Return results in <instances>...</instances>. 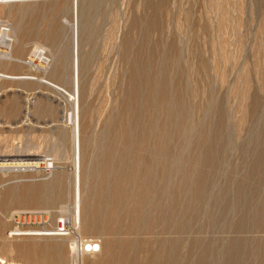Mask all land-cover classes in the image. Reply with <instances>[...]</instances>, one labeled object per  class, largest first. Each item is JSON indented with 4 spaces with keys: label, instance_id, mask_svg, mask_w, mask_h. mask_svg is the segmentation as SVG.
<instances>
[{
    "label": "rangeland",
    "instance_id": "374dc122",
    "mask_svg": "<svg viewBox=\"0 0 264 264\" xmlns=\"http://www.w3.org/2000/svg\"><path fill=\"white\" fill-rule=\"evenodd\" d=\"M73 1L0 2V34L8 28L10 35L9 48L0 45V73L32 76L0 75V157L25 165L38 159V167L0 166V257L14 264H37L34 258L45 257L57 264H110L115 242L126 237L114 231V207L115 216L119 211L128 224L125 216L142 183L162 178L160 171L147 174L149 164L130 167L129 153L140 151L136 144L142 138L147 143L163 137L174 147L186 140L184 158L177 150V158L161 159L173 170L165 188L179 195L183 187L185 195L166 196L156 208L149 200L147 207L156 216L155 230L172 237L183 233L178 263L187 264L192 246L208 245L218 252L217 260L232 251L240 264H264V0H78L77 16ZM77 27L79 230L70 213L76 139L68 115ZM37 46L44 48L42 56L33 52ZM184 169L183 181L177 173ZM26 212H45L46 221L14 219ZM61 222L69 226V235H16L17 230H54ZM87 238L98 240L100 251L74 257L73 239Z\"/></svg>",
    "mask_w": 264,
    "mask_h": 264
},
{
    "label": "bare ground",
    "instance_id": "6f19581e",
    "mask_svg": "<svg viewBox=\"0 0 264 264\" xmlns=\"http://www.w3.org/2000/svg\"><path fill=\"white\" fill-rule=\"evenodd\" d=\"M0 2L4 3L5 1L4 0H0ZM15 2V1H14ZM7 3V2H6ZM73 11H74V14H76L77 16V11H78V0H74L73 1ZM76 33H75V36H74V44H73V92L70 93L68 92L69 96L71 97L70 99L73 101V108L71 109L72 111L69 112V118L73 121V125H74V136H75V139H76V145H75V170H76V174H75V178H74V183H75V189H74V203L72 204V211L70 212L71 215H72V220H73V224L75 226V229L79 230L81 229V216H82V196H81V157H82V147H81V125H80V122H81V107H80V67H81V64H80V43H79V36H78V27L76 29ZM9 32H5V31H2V33L0 34V45L1 46H9L10 43L8 42L7 38H9ZM11 38V37H10ZM9 48V47H8ZM33 52H36V54L38 53L39 55L41 54H44L45 51H44V48L41 46H37L36 47V51L33 50ZM5 56V55H4ZM42 56V55H41ZM40 57V56H39ZM8 58V57H7ZM43 59H46V57H42ZM48 58V57H47ZM48 60V59H47ZM44 62V61H43ZM47 63V62H46ZM179 72V71H178ZM140 73V72H139ZM167 73V72H165ZM0 75H3V76H6V77H11V78H30L32 76L30 75H9V74H3V73H0ZM170 76V75H169ZM143 77V76H142ZM140 78V77H139ZM138 80V79H137ZM47 81V80H46ZM140 81V80H139ZM189 81V80H188ZM48 84H50L51 86L54 87V89H56L57 91H63V88L57 84H54V83H51L48 81ZM153 85V84H152ZM141 88V87H140ZM155 89V86L153 87ZM152 88V89H153ZM149 89V88H148ZM151 89V90H152ZM149 90V92L151 91ZM157 90V89H156ZM166 90V89H165ZM154 91V90H153ZM152 91V94H154ZM64 93V92H63ZM136 93V91L134 92ZM151 93V92H150ZM161 93V92H160ZM61 94V93H60ZM134 95V94H133ZM155 95V94H154ZM150 96V95H149ZM152 96V95H151ZM156 100V99H155ZM159 100V99H158ZM67 102V101H66ZM163 102V101H162ZM165 102V101H164ZM161 103V102H160ZM163 105V103H162ZM168 107V106H166ZM170 109V108H168ZM174 109V107H173ZM177 110V109H176ZM166 111V110H165ZM172 111V109H171ZM180 111V110H179ZM65 112V111H64ZM158 113V112H157ZM168 113V111H167ZM170 113V111H169ZM175 113V112H174ZM186 113V112H185ZM172 114V113H171ZM172 116V115H171ZM186 117V116H185ZM170 118V117H169ZM175 119V118H174ZM170 121V120H169ZM174 122V121H173ZM172 123V121H171ZM183 123V122H182ZM129 133V132H128ZM152 134V133H151ZM159 134V133H158ZM164 134V133H163ZM167 134V133H165ZM164 134V135H165ZM190 134V133H189ZM120 135V134H119ZM122 135V134H121ZM124 135V134H123ZM150 135V134H149ZM148 135V136H149ZM161 135V134H160ZM160 135H159V138H160ZM162 135V136H164ZM169 135V134H168ZM179 135V134H178ZM240 135V134H239ZM128 135L125 134V137L127 138ZM148 136L145 135V138L147 137L148 139ZM158 136V135H157ZM167 136V135H166ZM170 136V135H169ZM181 136V135H180ZM122 137V136H121ZM130 137V136H129ZM140 137V136H139ZM143 137V135L141 136ZM141 137L139 139H141ZM151 137V135H150ZM149 137V138H150ZM171 137V136H170ZM124 138V137H123ZM126 138H124L123 140H125ZM155 138V137H154ZM168 138V136H167ZM166 138V139H167ZM173 138V136H172ZM120 140L122 138H119ZM129 139V138H128ZM138 139V140H139ZM156 139V138H155ZM178 139V138H177ZM182 139V138H181ZM184 139V138H183ZM182 139V140H183ZM182 140H178L177 142L181 144H177V146L179 147H174L175 145L173 143H176V142H173L175 140H171L173 143L172 146H170L168 140H165V138L162 137V139H157V140H149L150 142H147L146 143V139L144 140V138H142L139 142H137V139H136V142L139 147L140 145V151L138 150V153L137 151H133V153H129L130 155V159L128 158V161H126L128 163V165L130 167H135V165L137 164H140V163H143V165L145 164H149V167H148V170H147V174L152 172V170H154L155 172V175L159 172L162 176V178H158V176L152 178V183L150 185L148 184H145L144 182L142 183V189L140 190V192H138L136 195H134V197H136V202L135 203V206L132 208L131 212L128 211L127 214H129L128 216H125L127 219H128V224H123V219L124 217L122 218L120 216L121 213H119L118 211V216H115L117 215V211H116V207H114V205L116 203H114L113 201V207L115 209L114 212L111 213V215L108 213H106L108 216L110 215V217H107V218H110L111 221H115V224L116 226H114V231L116 232V234H118V236L121 234H123L124 236H126L125 238L122 237V240H115V246H114V252L116 253L115 255V259L110 263V264H179L178 263V260H179V257H180V248H179V244L181 243V239H182V234H181V231L180 233H178V235L176 237H172V235L170 234H166V232H159L157 230H155L153 228V226L151 227V223H156V216L152 215L153 213H151L152 209L149 210L150 206L149 205V208L147 207V205L149 204L147 201L149 200H152V202H154V206L155 208L157 206H160V202H161V199L162 198H166V196H170V198H176L177 196L179 197V195H185L183 194V187L181 191H179V195L176 194V192L172 190H167V188H165V184H164V181L166 179H169V177L172 175L173 173V170H170V166L166 163H164V161H161V159L163 158H174V157H178L176 155H174V153L178 150L181 154V156L184 158L185 155L187 154V150L185 151V146L184 145V141ZM117 141V140H116ZM122 141V140H121ZM126 141V140H125ZM143 141V142H142ZM148 141V140H147ZM189 141V140H188ZM85 142V141H84ZM111 142V141H110ZM113 142V140H112ZM111 142V143H112ZM123 142V141H122ZM135 142V143H136ZM191 142V141H190ZM114 143V142H113ZM121 143V142H120ZM139 143V144H138ZM189 143V142H188ZM187 143V145H188ZM126 147V144L123 143ZM186 144V143H185ZM116 145V144H115ZM112 146V144H111ZM130 146V145H129ZM110 147V146H109ZM131 147V146H130ZM136 147V148H138ZM116 148V147H115ZM122 149V148H121ZM121 149H119V153L121 151ZM132 149V148H131ZM109 150V149H108ZM117 150V149H116ZM124 150V148H123ZM122 150V151H123ZM175 151V152H174ZM107 153H109V151H106ZM128 152V151H126ZM144 152V153H143ZM202 152V151H201ZM116 153V152H115ZM177 153V152H176ZM122 156L124 155L125 156V153H121ZM120 154V156H121ZM128 154V153H127ZM141 154V156H140ZM194 154V153H193ZM109 157H110V153L108 154ZM189 155V154H188ZM205 155V154H204ZM37 156V155H36ZM107 156V155H106ZM127 156V155H126ZM198 156V155H197ZM113 157V156H111ZM119 157V155L117 156ZM182 157H179V158H182ZM189 157V156H187ZM192 157V156H191ZM113 158H116V157H113ZM121 158V157H120ZM38 160L36 158H33L32 161H28L25 165V163H22L21 161H16L17 159H10V158H1L0 157V166H15V167H30V166H37L38 162L35 161V160ZM40 159V158H39ZM105 159V158H104ZM103 159V160H104ZM209 159V157L207 158ZM20 160V159H19ZM31 160V159H30ZM116 160H119L118 158H116ZM122 160V159H121ZM127 160V159H126ZM187 161V159H185ZM107 161V160H106ZM109 161V160H108ZM115 161V160H114ZM185 161V162H186ZM191 161V160H190ZM26 162V161H25ZM146 162V163H145ZM164 163V164H161V163ZM183 162V161H182ZM193 162V161H192ZM103 163V161H102ZM108 162H106L105 164H107ZM116 163H119V162H116ZM115 163V164H116ZM123 163V162H122ZM120 164L121 166L123 164ZM125 163V161H124ZM37 164V165H35ZM104 164V163H103ZM173 164V163H172ZM97 165V164H96ZM101 165V162L100 164ZM99 165H97L99 167ZM127 165V166H128ZM162 165V166H161ZM187 165V164H186ZM102 166V165H101ZM105 166V165H103ZM107 166V165H106ZM105 166V167H106ZM109 166V165H108ZM113 167V165H111ZM110 166V167H111ZM151 166V167H150ZM154 166V167H153ZM156 166V168H155ZM38 167V166H37ZM97 167V168H98ZM120 167V166H119ZM129 167V168H130ZM33 168V167H32ZM115 168V167H114ZM113 168V169H114ZM117 168V167H116ZM131 168V169H132ZM161 168V169H160ZM187 168V167H186ZM109 169V167H108ZM112 169V168H111ZM121 169V167H120ZM134 169V168H133ZM160 169V170H159ZM104 170V169H102ZM130 170V169H128ZM140 170H143L144 169H140ZM120 171V170H119ZM125 171V170H124ZM131 171V170H130ZM129 171V172H130ZM135 171V170H134ZM142 171V173H143ZM178 171V170H177ZM199 171V170H198ZM122 172H123V169H122ZM126 172V171H125ZM180 174L177 173V175H181L182 176V179L183 181L186 180L187 176H186V170H182L180 171ZM201 172V171H200ZM99 173V172H98ZM131 173V172H130ZM141 173V172H140ZM152 172V175L154 174ZM176 173V171L174 172ZM191 173V172H189ZM124 174V173H123ZM132 174V173H131ZM133 174L135 175V173L133 172ZM132 174V175H133ZM147 174H143V176L145 175V179H147ZM187 174H188V171H187ZM200 174V173H199ZM126 175H129L126 173ZM131 175V176H132ZM138 175V174H137ZM141 175V174H140ZM149 175V174H148ZM205 175V174H204ZM99 176V175H98ZM141 177L140 179L144 178V177ZM176 176V174H175ZM196 176V175H195ZM124 177V176H123ZM137 177V176H136ZM192 177V176H191ZM204 177V176H203ZM127 178V177H126ZM135 178V176H134ZM150 178V177H149ZM172 178V177H171ZM196 178V177H195ZM108 179V178H107ZM131 179V178H130ZM136 179H139V178H136ZM160 179V180H159ZM111 180V179H110ZM109 180V181H110ZM118 180V179H117ZM108 181V182H109ZM139 181L140 183V180H137ZM148 181V180H146ZM151 181V180H150ZM200 181V179H199ZM198 181V182H199ZM134 182V180H133ZM168 182V181H167ZM113 183V182H111ZM201 183V181H200ZM133 185V183H130ZM141 184V183H140ZM171 184V183H170ZM198 184V183H197ZM43 185V184H42ZM110 185V184H109ZM123 185V184H122ZM162 185V186H161ZM180 185V184H179ZM188 185V184H187ZM192 185V184H191ZM190 185V186H191ZM135 186V185H134ZM133 186V187H134ZM139 186V185H137ZM139 186V188L141 187ZM164 186V187H163ZM197 186V185H196ZM200 186V185H199ZM202 186V184H201ZM96 187V186H95ZM130 187V186H128ZM136 187V186H135ZM187 188V187H186ZM185 188V189H186ZM189 188V187H188ZM187 188V189H188ZM192 188V187H191ZM195 189V188H194ZM193 189V190H194ZM191 190V189H189ZM191 190V192L193 191ZM199 190V189H198ZM188 191V190H187ZM197 191V190H196ZM195 191V192H196ZM125 192V191H124ZM124 192H123V195H124ZM127 192V190H126ZM125 192V193H126ZM129 192V191H128ZM132 193V192H131ZM130 193V194H131ZM134 194V193H132ZM121 195V194H120ZM121 195L122 199L124 198V196ZM193 195V194H192ZM197 195V193H196ZM199 195V194H198ZM127 196H129L127 194ZM114 197V195H113ZM131 197V196H130ZM185 197V196H184ZM116 198V196H115ZM128 198V197H127ZM174 198V199H175ZM113 199V198H112ZM111 199V200H112ZM120 199V200H122ZM125 199V198H124ZM123 199V200H124ZM132 200H134L133 198H130ZM178 199V198H176ZM169 200V199H168ZM127 201V200H125ZM178 201V200H177ZM118 202V201H117ZM123 202V201H122ZM121 202V203H122ZM150 202V201H149ZM88 202H85V204L87 205ZM123 204V203H122ZM151 204V203H150ZM178 204V203H177ZM90 205V203L88 204ZM112 205V203H111ZM133 205V204H132ZM168 205V204H167ZM172 205V204H171ZM182 205V204H181ZM105 206V205H104ZM119 206V204L117 205ZM122 206V205H120ZM153 206V207H154ZM176 206V205H175ZM174 206V207H175ZM93 207V206H91ZM146 207L148 208V210L146 209ZM171 207V206H170ZM185 207V206H183ZM182 207V208H183ZM64 208V212H65V207ZM124 208V205L123 207ZM127 208V207H126ZM130 208V209H131ZM160 208V207H159ZM158 208V210H159ZM181 208V207H180ZM93 208L90 209L89 207V210H92ZM112 209V208H111ZM169 209V208H168ZM86 209H84L85 211ZM88 210V211H89ZM122 210V209H121ZM127 210V209H126ZM171 210V209H170ZM85 212V213H90L91 212ZM156 210L154 209V212ZM94 213V211H93ZM159 213V212H158ZM182 213V212H180ZM96 214V212H95ZM99 215H101L100 213H97ZM156 214V213H154ZM88 215V214H87ZM93 215V214H91ZM89 215V216H91ZM172 215V214H171ZM102 216V215H101ZM105 216V215H104ZM161 216V215H160ZM174 216V215H173ZM96 217V216H95ZM98 217V216H97ZM184 217V216H183ZM94 218V217H93ZM159 218V217H158ZM161 218V217H160ZM166 218V217H165ZM61 219V218H60ZM59 219V220H60ZM77 219L79 220V222L77 223ZM89 219V218H88ZM92 219V218H91ZM98 219V218H96ZM126 219V221H127ZM93 220V219H92ZM92 220H88V223L89 224H93V221ZM105 220V219H104ZM109 220V219H108ZM175 220V219H174ZM61 221V220H60ZM100 221V220H99ZM159 221V219H158ZM162 221V220H160ZM174 222V221H173ZM176 222V221H175ZM87 223V224H88ZM98 223V222H96ZM162 223V222H161ZM172 223V222H171ZM114 224V225H115ZM163 224L164 221H163ZM173 224V223H172ZM177 224V223H176ZM155 225V224H153ZM157 225V224H156ZM161 225V224H160ZM88 226V225H87ZM96 226V225H95ZM181 226V224H180ZM90 227L92 228V226L90 225ZM151 227V228H150ZM156 227V226H154ZM163 227V225H162ZM172 227V226H171ZM153 228V229H152ZM113 229V228H112ZM161 230V229H160ZM178 230V229H177ZM17 234L16 235H34V236H54V235H59L57 232L55 231H52V230H43V229H27V230H17ZM171 231V229H170ZM174 232V231H173ZM184 232V231H182ZM170 233V232H169ZM177 233V231H176ZM124 238V239H123ZM95 239V238H94ZM94 239H82L81 242H80V245L82 246L83 249H85V247L89 248L90 246V243L92 240ZM234 239V238H233ZM235 241V240H234ZM253 241V240H252ZM186 242V241H185ZM193 242V241H192ZM205 244V243H204ZM227 244V243H226ZM232 244V243H231ZM231 244H230V247H231ZM234 244V243H233ZM52 245V244H51ZM57 245V244H55ZM204 246V245H203ZM199 247L198 249H196L195 247L192 246V249L189 251V254L186 255L187 258H186V263L187 264H240V261H241V257L240 259H238L239 257L238 256V252L237 253H234L232 251H227V253L223 256V259H218L217 260V254L218 252L215 253L211 251V249L209 250L208 248V245L205 246V247ZM242 246H244L242 244ZM241 246V247H242ZM45 247V246H44ZM55 248L57 246H54ZM54 247H52V249H54ZM71 247V246H70ZM78 247H79V242L78 240L76 239H73V243H72V251H74L76 253V251L78 250ZM208 247V248H206ZM229 247V246H228ZM228 247H226L228 249ZM233 247V246H232ZM231 247V248H232ZM236 248H238L236 245H235ZM241 247L239 246V248L241 249ZM36 248V247H35ZM47 248V247H46ZM45 248V249H46ZM230 248V249H231ZM100 249H101V246H100ZM214 249V248H213ZM233 249V248H232ZM239 249V250H240ZM49 250V249H48ZM264 250V249H263ZM183 251V249H182ZM234 251V250H233ZM236 252V251H235ZM186 253V252H185ZM182 254V253H181ZM74 255V253H73ZM240 255V254H239ZM34 256V255H33ZM74 257H77V255L75 254ZM185 257V256H184ZM216 257V258H215ZM222 257V256H220ZM56 258V257H55ZM33 259V258H32ZM181 259V258H180ZM37 264H57L59 263L58 261H52L50 260V257L49 259H47L46 257L45 258H41V259H36L34 258L33 259ZM77 260V259H75ZM239 260V261H238ZM11 262V261H10ZM183 263V262H181ZM244 263V262H242ZM0 264H14V263H9L5 258L3 257H0Z\"/></svg>",
    "mask_w": 264,
    "mask_h": 264
},
{
    "label": "built area",
    "instance_id": "2783aa9c",
    "mask_svg": "<svg viewBox=\"0 0 264 264\" xmlns=\"http://www.w3.org/2000/svg\"><path fill=\"white\" fill-rule=\"evenodd\" d=\"M2 30L5 32H9L8 28H3ZM46 216L47 215L45 212L42 213L26 212L24 214H20L19 217L17 218L15 217L14 219L22 223L30 224V223H34L35 219H43L44 221H46ZM52 231L57 232L59 235H69V226L64 222H61V224H59L58 227L54 228V230ZM78 242H79V248L75 253L76 255L96 254L100 251L101 244L98 240H92L89 248L85 247V249H83L82 246L80 245L81 240Z\"/></svg>",
    "mask_w": 264,
    "mask_h": 264
},
{
    "label": "water",
    "instance_id": "95a60500",
    "mask_svg": "<svg viewBox=\"0 0 264 264\" xmlns=\"http://www.w3.org/2000/svg\"><path fill=\"white\" fill-rule=\"evenodd\" d=\"M5 2H14V1H22V0H4Z\"/></svg>",
    "mask_w": 264,
    "mask_h": 264
}]
</instances>
